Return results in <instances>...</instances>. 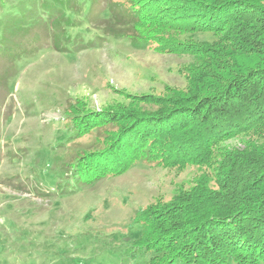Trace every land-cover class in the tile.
I'll return each mask as SVG.
<instances>
[{
    "label": "rangeland",
    "instance_id": "rangeland-1",
    "mask_svg": "<svg viewBox=\"0 0 264 264\" xmlns=\"http://www.w3.org/2000/svg\"><path fill=\"white\" fill-rule=\"evenodd\" d=\"M23 1L0 0V18L24 7ZM114 2L150 17L159 11L153 0ZM100 10L88 23L75 20L80 37L67 41L70 53L50 45L43 11L29 21L33 27L0 26V38L15 35L6 45L16 53H0V264H147L149 253L134 241L145 231L143 213L162 210L200 180L217 188L219 156L210 166L188 164L166 137L149 145V161L137 154L77 181L78 160L107 152L119 131L112 124L86 126L88 117L104 111L154 114L160 107L151 96L161 102L199 91L196 76L205 72L210 82L219 58V38L185 29L177 10L162 13L169 28L147 19L142 35L149 41L128 33L106 36L102 20L108 15ZM94 38L97 45L88 44ZM255 61L241 58L246 65ZM235 146L244 145L228 144Z\"/></svg>",
    "mask_w": 264,
    "mask_h": 264
},
{
    "label": "trees",
    "instance_id": "trees-1",
    "mask_svg": "<svg viewBox=\"0 0 264 264\" xmlns=\"http://www.w3.org/2000/svg\"><path fill=\"white\" fill-rule=\"evenodd\" d=\"M153 1L161 13L156 11L151 18L141 8L133 11L114 0H45V8L37 0H27L14 14L0 18V26L21 30L43 11L50 45L59 53H70L67 41L80 37L75 20L80 24L94 20L96 8L108 15L102 20L106 36L129 34L135 41H149L142 35L148 20L169 28L162 13L170 16L177 10L185 29L218 37L215 57L219 58L211 65L217 73L208 83L205 72L196 76L199 91L161 102L151 96L160 107L154 114L104 111L88 117L86 126L112 124L119 131L107 152L80 158L75 173L83 183L91 170L131 162L137 154L149 161L154 153L149 145L154 140L160 145L165 137L175 156L189 157L188 164L210 166L217 154V188H211L208 179L200 180L162 210L148 209L142 215L145 231L134 241L149 253L147 264H255L257 260L264 264V0ZM14 38V34L0 38V53L15 56L14 47L6 45ZM39 40V35L32 38ZM87 41L93 46L100 40ZM242 57L258 61L246 65ZM234 140L244 146L228 148Z\"/></svg>",
    "mask_w": 264,
    "mask_h": 264
}]
</instances>
